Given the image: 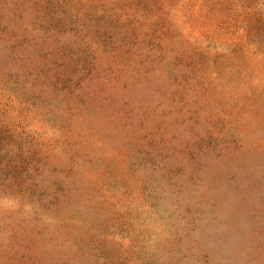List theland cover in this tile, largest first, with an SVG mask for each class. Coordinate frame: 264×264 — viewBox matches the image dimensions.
Listing matches in <instances>:
<instances>
[{
    "label": "rangeland",
    "instance_id": "rangeland-1",
    "mask_svg": "<svg viewBox=\"0 0 264 264\" xmlns=\"http://www.w3.org/2000/svg\"><path fill=\"white\" fill-rule=\"evenodd\" d=\"M0 264H264V0H0Z\"/></svg>",
    "mask_w": 264,
    "mask_h": 264
}]
</instances>
